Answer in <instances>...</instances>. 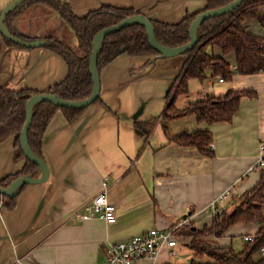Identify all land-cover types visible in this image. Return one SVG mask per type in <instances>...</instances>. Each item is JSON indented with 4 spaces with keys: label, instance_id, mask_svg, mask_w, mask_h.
Masks as SVG:
<instances>
[{
    "label": "crops",
    "instance_id": "crops-1",
    "mask_svg": "<svg viewBox=\"0 0 264 264\" xmlns=\"http://www.w3.org/2000/svg\"><path fill=\"white\" fill-rule=\"evenodd\" d=\"M11 1L0 0V13ZM25 2L7 20L14 36L27 41L59 42L77 56L83 55L75 32L52 4L42 0ZM64 3L79 18L109 6L133 10L166 24H176L206 6L205 0ZM263 15L261 8L256 18L244 20V26L263 38L264 49ZM211 49L208 52L234 70L233 52L223 54L216 46ZM186 60V55L122 53L101 68L99 101L90 105L77 121L71 124L63 111L55 112L41 139L48 178L18 187L14 209L6 210L1 205L0 264H102L110 243L128 240L153 228L168 230L185 218H189L193 229L201 230L212 221L205 207L227 187L236 183L237 194L231 195V200L256 186L264 169L241 181L239 176L254 163L264 143V71L234 74L230 81L222 78L223 82L210 73L203 79L187 80L185 91L174 100L176 110L205 97H222L229 91H250L255 95L240 99L230 123L207 124L189 114L164 126L161 117L168 102L167 93ZM67 74L66 61L49 48L11 44L0 33V88L46 90L63 81ZM184 120L189 125L179 127L178 122ZM164 127L171 136L208 131L214 157L170 142ZM14 139L10 136L0 142V181L19 172L25 164L24 159L16 158ZM104 179L110 183L107 196L115 206L114 222L106 223L100 218L78 221L74 214L95 197ZM229 207L228 200L224 210ZM258 228L257 224L236 223L223 237L207 241L213 247H228L233 246V237H238L242 247V237L255 234ZM176 241L173 255L164 247L155 260L143 258L135 264L196 262V251L189 245L191 236L184 233ZM200 261L199 264H212L206 257Z\"/></svg>",
    "mask_w": 264,
    "mask_h": 264
},
{
    "label": "trees",
    "instance_id": "trees-1",
    "mask_svg": "<svg viewBox=\"0 0 264 264\" xmlns=\"http://www.w3.org/2000/svg\"><path fill=\"white\" fill-rule=\"evenodd\" d=\"M29 1L31 0L25 3ZM42 1L52 4L58 14L73 29L78 40V47L83 55L77 56L63 44L48 41V43L43 44V47L57 53L67 63L68 74L63 81L46 90L20 89L10 91L0 88V142L10 136H15L16 158L25 160V164L19 172L0 181V188L2 189L8 188L15 179L22 176L36 178L40 171L36 164L25 158L20 147L19 133L25 122L27 100L31 96L40 93H51L67 101H78L87 98L93 87L88 71V61L94 35L105 27L115 25L124 18L137 14L133 10L104 6L79 18L71 12L69 5L66 3L61 4L57 0ZM232 1L205 0L204 10L187 15L176 24L150 20L154 36L160 44L168 47L187 44L190 40L189 27L200 13L222 7ZM261 8H264V0H243L231 13L209 18L198 26L196 34L199 40L192 49L184 53L187 60L179 76L168 90V102L161 117L164 126L172 119L189 114L194 115L199 122L204 121L207 124L230 123L238 110L240 99L244 96L252 97L255 95L250 91H229L219 98L205 97L182 110L174 108L176 96L185 91V82L189 79H203L207 73H210L212 76L230 81L234 74L252 75L264 71L263 38L251 33L244 26V20L256 18ZM11 14L12 12L6 17L5 22L7 25V20ZM261 22L264 25V15ZM6 41L14 44L10 40L6 39ZM208 46L220 48L223 54L233 52L235 57L234 70L222 58L215 57L208 52ZM122 53L129 56H159L148 45L145 28L140 24H132L118 32L107 35L102 40L97 59L98 71L100 72L104 65ZM98 101L99 97L94 103ZM87 108H60L48 102L35 104L32 108V122L27 136L28 145L32 152L42 158V135L56 111H63L67 122L72 124L83 115ZM150 127L151 124H149ZM164 129L170 142L181 146L194 147L200 154L208 158L214 157L211 147L212 136L208 131L183 132L171 136L167 134L165 127ZM239 199L240 202L231 212L228 213L224 210L219 216H213L210 226L198 230L188 225L183 226V228L180 227L181 230L174 232V237L184 233L191 236L189 245L196 251L197 260L191 264H199L200 259L202 260L204 257L208 259L207 262L212 264H264V227L261 226L264 222V170L261 172L256 186L252 190L239 195ZM0 202L2 208L12 210L16 204V195L11 198L0 195ZM236 223L259 225L252 241L244 243L239 250H235L232 245L213 247L208 243V238L216 240L223 237L227 229Z\"/></svg>",
    "mask_w": 264,
    "mask_h": 264
},
{
    "label": "water",
    "instance_id": "water-1",
    "mask_svg": "<svg viewBox=\"0 0 264 264\" xmlns=\"http://www.w3.org/2000/svg\"><path fill=\"white\" fill-rule=\"evenodd\" d=\"M25 1L27 0H13L3 8V10L0 13V33L7 40H10L14 44L25 48L43 46L44 44L43 40L38 39V40L27 41L25 39H21L17 36H14L7 27V24L5 22L7 15L12 11H14L19 5H21ZM57 1H59L61 4L65 2V0H57ZM242 1L243 0H233L232 2L222 7L212 10H206L200 13L192 21L189 27V37H190L189 42L187 44L178 47H168L160 44L154 36L150 19H148L147 17H145L140 13H137L130 17H126L115 25H111L99 30L92 39V49L88 61V71L93 84L90 95L82 100L67 101L51 93H40L31 96L27 100L25 105V122L19 133L20 147L25 158L39 167L40 174L36 178L22 176L15 179L8 188L6 189L0 188V195L11 198L15 196L16 189L18 187L27 184H38L45 181L48 178L49 169L46 162L42 158L34 154L28 145L27 136H28V129L30 128L32 122V108L35 104L40 102H48L56 107L72 108V109H83L92 105L100 94V76L97 68V59L100 52L102 40L107 35L118 32L121 29H124L132 24H140L145 28L148 45L152 50L157 52L159 56L173 57V56L181 55L187 52L188 50L192 49L197 44L199 37L196 34V30L203 21L209 18H214L224 14L231 13L241 4Z\"/></svg>",
    "mask_w": 264,
    "mask_h": 264
},
{
    "label": "built area",
    "instance_id": "built-area-1",
    "mask_svg": "<svg viewBox=\"0 0 264 264\" xmlns=\"http://www.w3.org/2000/svg\"><path fill=\"white\" fill-rule=\"evenodd\" d=\"M223 82L221 77L216 78ZM264 169V143L259 147L254 163L248 168L246 173L260 171ZM243 176V175H242ZM109 181L104 179L101 183L100 191L87 201L74 216L78 221H88L93 218L103 219L106 223L115 220V206L107 196ZM235 184L230 185L224 192L211 200L205 207V211L213 216H219L224 211L225 201L235 194ZM1 209V202H0ZM190 225L189 218H185L173 225L170 229L160 231L150 229L144 233L133 236L128 240L110 243L106 250V258L102 264H135L138 260L148 258L155 260L164 247L168 248L170 255L174 254L177 241L174 232L180 227ZM264 227V222L261 225ZM254 234L244 235V243L252 241ZM263 251V250H262Z\"/></svg>",
    "mask_w": 264,
    "mask_h": 264
},
{
    "label": "rangeland",
    "instance_id": "rangeland-1",
    "mask_svg": "<svg viewBox=\"0 0 264 264\" xmlns=\"http://www.w3.org/2000/svg\"><path fill=\"white\" fill-rule=\"evenodd\" d=\"M211 47L212 46H208L207 47V51H211L212 49H211ZM182 56H185V54H181ZM194 90H196V84H195V88H194ZM187 122V120H184V121H181V122H178V125H179V127H181V128H184L183 127V125L185 124V127L186 126H188L189 124H187L186 123ZM180 130V129H179ZM258 172H260V171H253V172H251V173H246V171L245 172H243L239 177H240V181L242 180V177H244L245 179H246V177L247 178H250V177H252L253 175H256ZM243 175V176H242ZM244 179V180H245ZM239 192V191H238ZM236 194H237V192H236ZM235 194V195H236ZM240 194V193H239ZM229 200V204H230V207L228 208V209H226L225 210V212H231L233 209H234V207H236V205H238V203L240 202V199H239V196H235V197H233L231 200H230V198L228 199ZM228 200H226L225 201V203L228 201ZM233 247H234V249L235 250H239V249H241V241H240V239L238 238V237H233ZM212 244V243H211Z\"/></svg>",
    "mask_w": 264,
    "mask_h": 264
}]
</instances>
